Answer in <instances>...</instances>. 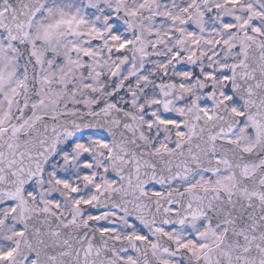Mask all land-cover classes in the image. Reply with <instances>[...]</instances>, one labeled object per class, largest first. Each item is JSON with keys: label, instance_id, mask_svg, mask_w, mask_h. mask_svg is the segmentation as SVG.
Returning a JSON list of instances; mask_svg holds the SVG:
<instances>
[{"label": "snow or ice", "instance_id": "1", "mask_svg": "<svg viewBox=\"0 0 264 264\" xmlns=\"http://www.w3.org/2000/svg\"><path fill=\"white\" fill-rule=\"evenodd\" d=\"M0 264H264V0H0Z\"/></svg>", "mask_w": 264, "mask_h": 264}]
</instances>
